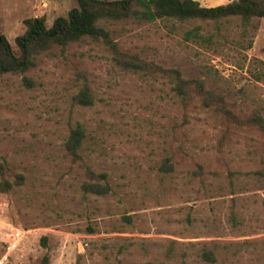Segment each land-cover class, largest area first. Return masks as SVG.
Masks as SVG:
<instances>
[{
    "label": "rangeland",
    "instance_id": "rangeland-1",
    "mask_svg": "<svg viewBox=\"0 0 264 264\" xmlns=\"http://www.w3.org/2000/svg\"><path fill=\"white\" fill-rule=\"evenodd\" d=\"M77 6L0 0V33L18 51L25 20L43 17L50 27ZM106 28L121 53L206 80L239 115H264V18L220 29L161 19ZM115 57L111 44L86 39L40 55L24 74H0V160L25 177L0 192V264H208L205 246L217 264H264V176L254 173L264 169V134L197 99L185 106L164 79ZM85 84L92 105L76 101ZM79 124L86 164L108 175V195L84 192L86 168L67 153ZM167 159L173 169L162 172Z\"/></svg>",
    "mask_w": 264,
    "mask_h": 264
},
{
    "label": "trees",
    "instance_id": "trees-1",
    "mask_svg": "<svg viewBox=\"0 0 264 264\" xmlns=\"http://www.w3.org/2000/svg\"><path fill=\"white\" fill-rule=\"evenodd\" d=\"M78 6L70 10L67 16L55 19L48 27L43 17L25 20L26 31L16 38V51L6 37L0 33V74H24L36 66L40 55L56 47L81 42L86 39L104 40L112 45L116 51L115 59L125 69L134 73L159 76L171 87L172 92L186 106L194 100H199L203 107L223 116L229 123L240 127H254L264 134V115L253 112L249 115H239L226 100L223 92L208 87L206 80L194 77H184L179 68H167L154 61H145L138 56L121 53L113 42L106 23L116 21L154 22L158 19L173 20L175 22L202 21L213 22L220 29L223 21L239 18L244 25H250L253 19L264 18V0H234L228 4L215 7H204L196 0H77ZM190 36H203L198 30L187 32ZM76 101L84 105H92L91 88L85 84ZM86 130L82 125L72 129L65 141V148L72 160L86 168L87 180L83 181L84 192L98 196L108 195L112 187L105 172L98 173L86 164L83 146ZM173 164L166 160L162 172H171ZM205 173L204 167L198 165L196 173ZM264 176V169L254 172ZM25 177L17 173L6 160H0V192H10L17 186L24 184ZM230 220L234 226L238 224L237 213L233 209ZM46 238H44V243ZM201 257L208 264H217L215 252L208 248L201 249ZM81 257V256H80ZM48 261V257L44 258ZM143 264H154L147 261Z\"/></svg>",
    "mask_w": 264,
    "mask_h": 264
}]
</instances>
